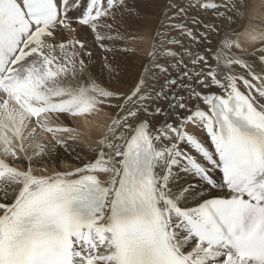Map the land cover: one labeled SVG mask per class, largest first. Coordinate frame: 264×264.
Returning <instances> with one entry per match:
<instances>
[{
	"label": "snow or ice",
	"instance_id": "1",
	"mask_svg": "<svg viewBox=\"0 0 264 264\" xmlns=\"http://www.w3.org/2000/svg\"><path fill=\"white\" fill-rule=\"evenodd\" d=\"M248 20V0H0V264H264Z\"/></svg>",
	"mask_w": 264,
	"mask_h": 264
},
{
	"label": "bare ground",
	"instance_id": "2",
	"mask_svg": "<svg viewBox=\"0 0 264 264\" xmlns=\"http://www.w3.org/2000/svg\"><path fill=\"white\" fill-rule=\"evenodd\" d=\"M147 14L153 20V22L156 21L158 13L148 11ZM248 15L249 20L245 22V27L255 29L264 27V0H248ZM137 32L138 33L133 32L129 37L126 38V44L127 42H129L131 45L130 48H134L137 51H143L140 54L146 55L144 49L146 47V41L147 44L151 43V34L148 31L144 30L143 26H140ZM260 46L261 45L259 43L252 41L247 42L245 45L246 50L249 53L253 52ZM103 123L104 121L100 117H96L88 124L87 128H85L84 130L87 131L89 128H94L98 133L102 134L103 128L99 127V125H102Z\"/></svg>",
	"mask_w": 264,
	"mask_h": 264
},
{
	"label": "rangeland",
	"instance_id": "3",
	"mask_svg": "<svg viewBox=\"0 0 264 264\" xmlns=\"http://www.w3.org/2000/svg\"><path fill=\"white\" fill-rule=\"evenodd\" d=\"M257 29V28H256ZM259 29V28H258ZM135 33H138L137 31H134ZM128 47H130L131 45H130V43L129 42H127V44H126ZM139 53H142L143 51H138ZM66 123H70L69 121H66Z\"/></svg>",
	"mask_w": 264,
	"mask_h": 264
}]
</instances>
